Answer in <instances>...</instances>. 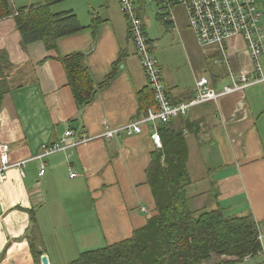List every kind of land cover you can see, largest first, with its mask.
<instances>
[{"label": "crops", "instance_id": "0c3cea01", "mask_svg": "<svg viewBox=\"0 0 264 264\" xmlns=\"http://www.w3.org/2000/svg\"><path fill=\"white\" fill-rule=\"evenodd\" d=\"M139 1L173 102L192 97L198 78L207 77L218 89L230 80L221 49L199 46L183 5H174L175 21H168L159 1ZM43 3L36 0L19 7ZM89 5L87 16H82L76 2L52 4L55 13H76L84 27L60 38L53 49L42 41L24 47L14 16L0 19V49L18 67L0 111V145L8 144L12 163L0 183V258L21 236L26 255L29 250L34 256L36 248L50 264H69L85 250L130 237L157 213L147 175L157 147L148 130L112 139L100 136L144 114L139 92L148 79L119 0H103L96 6L90 0ZM151 10H158L154 13L165 24L164 33L153 37L148 27ZM169 29L176 30L181 41L177 46L167 41L166 49L159 50L172 33ZM225 46L235 73L252 69L242 36ZM174 47L184 53L180 61ZM72 52L85 54L96 84L107 79L119 60L115 73L83 107L74 98L61 60ZM166 126L182 131L186 139L192 208L222 207L228 216L252 213L264 231V84L198 105ZM69 128L92 139L35 158L46 145L61 142ZM25 159L29 160L22 175L13 163ZM42 161L46 169L40 176ZM72 171L75 177L70 176Z\"/></svg>", "mask_w": 264, "mask_h": 264}, {"label": "trees", "instance_id": "16d2710c", "mask_svg": "<svg viewBox=\"0 0 264 264\" xmlns=\"http://www.w3.org/2000/svg\"><path fill=\"white\" fill-rule=\"evenodd\" d=\"M56 1L44 0L43 4L14 9L11 0H0V19L14 16L24 47L42 41L47 49H53L60 38L84 28L73 11L53 12L51 7ZM137 3L139 7L141 1ZM61 60L68 85L80 107L94 98L119 64V60L115 62L107 79L96 84L83 52H72ZM16 68L8 52L0 49V111L5 95L14 87ZM139 101L140 113L147 114L155 105L149 83L139 92ZM167 124L159 127L162 146L153 152L147 169L157 213L130 237L85 250L69 264H207L214 255L221 257L216 264H236L246 256L249 259L258 256L261 249L259 222L252 213L228 216L222 207L192 208L187 191L191 180L186 166V139L182 131L170 129ZM33 252L35 264H42V252L36 248Z\"/></svg>", "mask_w": 264, "mask_h": 264}, {"label": "built area", "instance_id": "2783aa9c", "mask_svg": "<svg viewBox=\"0 0 264 264\" xmlns=\"http://www.w3.org/2000/svg\"><path fill=\"white\" fill-rule=\"evenodd\" d=\"M146 2L159 1L165 9L164 18L175 21L174 5H183L189 25L194 31L200 46H217L221 49L223 61L229 62V53L226 43L238 36L246 41V52L252 62V69H242L239 73L228 70L230 80L221 88L212 87L206 77L196 80L195 91L192 97L172 103L164 81L161 66L150 44L143 19L137 8V0H119L124 15L127 18L129 32L133 39L136 54L148 79L153 92L154 100L160 108L155 111L149 108L147 114L131 119L119 127L105 130L100 135L105 138H115L121 134L136 135L148 130V133L156 147L162 146L159 124L167 123L172 118L187 115L194 105L217 101L220 97L246 91L249 87L264 84V0H144ZM217 60V59H216ZM149 121H152L150 124ZM92 137L86 134L77 135L76 130L69 128L65 131L63 139L58 143L46 145L43 151L35 158H43L67 148H74L79 144L89 141ZM0 183L3 181L4 171L12 163L9 160V146L6 143L0 145ZM29 159L13 163L20 168L25 175V164ZM46 163L41 162L39 175L45 174ZM72 171L70 176L75 177ZM258 240L261 249L258 255L264 257V231L258 224ZM249 260V256L245 257Z\"/></svg>", "mask_w": 264, "mask_h": 264}, {"label": "rangeland", "instance_id": "374dc122", "mask_svg": "<svg viewBox=\"0 0 264 264\" xmlns=\"http://www.w3.org/2000/svg\"><path fill=\"white\" fill-rule=\"evenodd\" d=\"M13 1V7H19L22 4H26L29 2H36V0H12ZM89 1L90 0H71V3L76 2L77 5L82 6V9L80 10V14H85L87 16V8L90 7L89 5ZM92 1V6H96V3L99 4L101 2H103V0H91ZM155 9H158L157 7ZM82 10V11H81ZM158 12V10L155 11H150L149 12V23H148V27H149V33L150 35H154V34H163V29L165 28V24L162 21H159L156 17V14L154 12ZM83 16V15H82ZM142 19L144 20V17L142 16ZM146 21V19L144 20ZM171 21V20H168ZM147 23V21H146ZM170 31H172V33H170V35H168V37L165 39V43L163 44V46H158L159 50H162V47L167 46V41L171 42L173 45L177 46V43H179L180 37L178 32L175 30L173 31V29H169ZM153 37V36H152ZM181 41V40H180ZM200 46V45H199ZM201 47V46H200ZM202 48H207V47H202ZM166 49V47H165ZM176 53V59L177 61H180L181 54H184L183 51L180 48H176L174 47V49L172 50ZM16 80V79H15ZM14 236L15 233H14ZM20 237L21 236H17L16 237V244L14 249H11L9 251V254H6L5 258H0V264H35V258L34 256H32V254L29 252V250H27V255L25 252V249L23 246H20ZM103 244V242H102ZM39 246V245H38ZM221 259V257L214 255L208 262L207 264H216L218 263V261ZM264 264V257L263 256H255L250 258L249 260H244L242 262H238L236 264Z\"/></svg>", "mask_w": 264, "mask_h": 264}, {"label": "bare ground", "instance_id": "6f19581e", "mask_svg": "<svg viewBox=\"0 0 264 264\" xmlns=\"http://www.w3.org/2000/svg\"><path fill=\"white\" fill-rule=\"evenodd\" d=\"M150 2H152V1H150ZM185 7V6H184ZM137 8H138V4H137ZM139 10V9H138ZM141 16V15H140ZM142 18V17H141ZM133 40V39H132ZM203 47V46H202ZM207 47H210V46H207ZM226 66H227V69L229 70V71H232V67L230 66V64H229V62L227 61V63H226ZM229 76V75H228ZM207 78V77H206ZM208 79V78H207ZM170 100H171V98H170ZM171 102L172 103H174V104H176V103H178V102H173L172 100H171ZM196 106H198V104H196V105H194L193 106V108L194 107H196ZM150 108H153V110H155V111H157L159 108H160V106H159V103L157 102V101H155V105L153 106V107H150ZM149 110V109H148ZM191 112V109L187 112L188 114L187 115H189V113ZM187 115H181V116H178V117H185V116H187ZM178 117H175V118H172L171 120H173V119H176V118H178ZM170 120V121H171ZM169 121V122H170ZM149 123L151 124L152 123V121H149ZM168 123V122H167ZM167 123H163V124H159L158 125V129H159V127L161 126V125H165V124H167ZM119 127V126H118Z\"/></svg>", "mask_w": 264, "mask_h": 264}, {"label": "water", "instance_id": "95a60500", "mask_svg": "<svg viewBox=\"0 0 264 264\" xmlns=\"http://www.w3.org/2000/svg\"><path fill=\"white\" fill-rule=\"evenodd\" d=\"M41 262H42V264H50L46 254H43L41 256Z\"/></svg>", "mask_w": 264, "mask_h": 264}]
</instances>
